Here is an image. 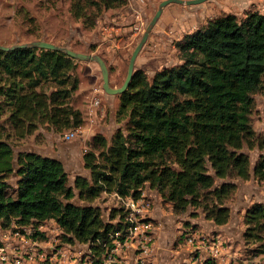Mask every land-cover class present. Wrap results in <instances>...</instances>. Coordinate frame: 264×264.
<instances>
[{"label": "trees", "instance_id": "16d2710c", "mask_svg": "<svg viewBox=\"0 0 264 264\" xmlns=\"http://www.w3.org/2000/svg\"><path fill=\"white\" fill-rule=\"evenodd\" d=\"M125 3L72 0V12L91 24L95 4ZM177 46L179 64L157 71L151 79L136 70L121 94L119 114L128 118L126 130H118L110 145L106 137H95L100 160L95 152L85 154L91 178L79 175L75 186L81 197L92 200L103 192L139 197L150 184L177 212L201 207L213 197L204 210L223 225L231 215L226 199L237 187L226 179H248L251 161L243 148L264 147V133L257 135L250 121L253 94L264 82V12L249 11L243 19L233 13L210 19ZM78 61L57 49H0V245L1 229L13 222L54 219L65 241L89 243L103 253L114 245V235L127 228L123 209L111 215H118L116 223L107 222L100 206L73 201L76 191L62 160L35 150L16 155L13 147V140L42 124L63 130L82 122V112L71 102L80 85ZM254 174L264 180V154ZM245 224V239L264 247V202L247 209Z\"/></svg>", "mask_w": 264, "mask_h": 264}, {"label": "rangeland", "instance_id": "374dc122", "mask_svg": "<svg viewBox=\"0 0 264 264\" xmlns=\"http://www.w3.org/2000/svg\"><path fill=\"white\" fill-rule=\"evenodd\" d=\"M161 1L126 0L125 4L114 7H99L95 4L89 17L91 24H87L84 18L75 17L72 0H0V42L31 41L40 37L76 51L99 54L109 67L111 86L120 87L126 79L131 55ZM256 1L206 0L190 5L169 3L139 52L135 70H143L151 79L157 71L179 64L182 60L177 43L187 33L204 26L210 19L225 14L233 13L243 19L249 11L264 12V0ZM76 73L80 85L71 102L82 112V122L76 126L78 130L75 135L71 136L69 133L76 127L59 130L42 124L34 133L22 139H12L13 147L16 155L23 150H35L62 160L69 175V184L76 191L73 201L100 206L105 221L116 223L119 217L117 215L112 218L114 211L123 209L126 212L123 202L116 196L117 192H103L99 197L89 200L80 196L75 179L79 175L91 178V170L85 166V154L95 152L100 160V151L94 144L97 135L106 137L110 145L118 130H126L128 118L121 119L119 114L122 93L109 94L105 91L102 71L97 62L79 60ZM96 98L101 100L98 106H94ZM253 98L250 121L255 133L262 135L264 82L253 94ZM243 150L251 161V175L248 179H226L237 187L226 199L231 215L223 225L208 218L204 210V205L214 200L213 197L208 202L204 200L201 207L190 206L186 211L177 212L163 192L150 184L145 185L143 192L151 204L154 224L150 264H264V247L259 246V243L248 242L244 237L247 209L255 202H264V180L258 179L254 174V166L264 154V147L260 144H246ZM15 180L16 176L13 175L10 182L14 184ZM221 181L223 180H218ZM162 217L167 221H163ZM44 222L48 226H54L56 220ZM59 232L63 245L72 248L74 252H87V246L83 243L65 241L64 231L60 228ZM189 234L197 237L193 243L187 241L186 235ZM118 235L121 233L114 236ZM216 239L222 240L223 259L220 262L210 256V251L203 250L204 246ZM123 256L125 255L122 254L120 258L123 259ZM135 257L136 252L128 251L126 263L142 264Z\"/></svg>", "mask_w": 264, "mask_h": 264}, {"label": "built area", "instance_id": "2783aa9c", "mask_svg": "<svg viewBox=\"0 0 264 264\" xmlns=\"http://www.w3.org/2000/svg\"><path fill=\"white\" fill-rule=\"evenodd\" d=\"M100 98L94 99V106L100 104ZM76 127L69 134L75 135ZM126 210L127 228L121 237L114 238V245L98 253L89 243L87 252H74L72 248L62 244L60 225L47 223L19 224L1 229L0 264H127L125 259L128 251L136 252L135 259L142 264H150L149 258L154 245V224L151 218V204L143 192L139 197L123 196L116 193ZM62 230V228H61ZM116 234H119L117 232ZM187 241L193 243L197 237L186 235ZM204 244V243H203ZM70 245V244H68ZM210 251L213 258L222 257V240H213L203 247ZM124 254L123 259L118 257Z\"/></svg>", "mask_w": 264, "mask_h": 264}, {"label": "water", "instance_id": "95a60500", "mask_svg": "<svg viewBox=\"0 0 264 264\" xmlns=\"http://www.w3.org/2000/svg\"><path fill=\"white\" fill-rule=\"evenodd\" d=\"M203 1H206V0H162L160 2L158 10L156 11V13H155L154 17L152 18L148 27L146 28L141 41L136 46V48L134 49V51L131 55L129 65H128V72H127L126 79L120 87L111 86L109 67L107 65L106 60L99 54H92V53H87V52L76 51V50L71 49L67 46H62V45H59V44H56V43H53V42H50L47 40H42V39L34 40L31 42H26V43H21V44H13V45L0 44V49L9 50V49L15 48L16 46H29L30 45V46H36V47H41V48H50V49L61 50V51L66 52L68 55H70L74 58H77L79 60L97 62L101 68V71H102L103 87H104L105 91L109 94H119V93H123L124 91L127 90L131 80L133 79L134 74L136 72L135 64H136V59L139 55V52L141 51L144 44L146 43V41L149 37V34H150L151 30L153 29V26L156 24V22L160 18L164 7L171 2L190 5V4H197V3H200Z\"/></svg>", "mask_w": 264, "mask_h": 264}, {"label": "crops", "instance_id": "0c3cea01", "mask_svg": "<svg viewBox=\"0 0 264 264\" xmlns=\"http://www.w3.org/2000/svg\"><path fill=\"white\" fill-rule=\"evenodd\" d=\"M256 2H263L262 0H257ZM168 218H171L170 216ZM162 220L164 221H167L165 217H162ZM166 224V223H165ZM169 225V224H167ZM223 259V257H219L218 259L216 258L215 260H217V262H220V260ZM220 264V263H219Z\"/></svg>", "mask_w": 264, "mask_h": 264}]
</instances>
